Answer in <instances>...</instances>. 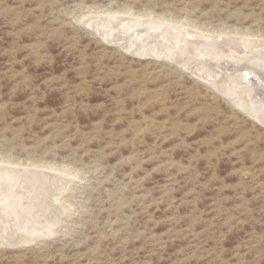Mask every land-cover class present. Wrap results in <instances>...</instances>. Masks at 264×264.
I'll return each instance as SVG.
<instances>
[{"label": "rangeland", "instance_id": "1", "mask_svg": "<svg viewBox=\"0 0 264 264\" xmlns=\"http://www.w3.org/2000/svg\"><path fill=\"white\" fill-rule=\"evenodd\" d=\"M263 48L264 0H0V264H264Z\"/></svg>", "mask_w": 264, "mask_h": 264}, {"label": "bare ground", "instance_id": "2", "mask_svg": "<svg viewBox=\"0 0 264 264\" xmlns=\"http://www.w3.org/2000/svg\"><path fill=\"white\" fill-rule=\"evenodd\" d=\"M116 18V17H115ZM117 19H118V17H117ZM121 19V18H120ZM130 19V18H129ZM132 19V18H131ZM112 20V19H111ZM122 20V19H121ZM107 20H98V22L97 23H95V24H98V25H100L99 26V28L101 27V25L104 23L105 25L107 24V23H105ZM120 21V20H119ZM112 22V21H111ZM117 22V21H116ZM134 22V24L136 23L135 21H133ZM148 21H143V22H138V25L139 26H141V27H143L144 25L146 26V24L145 23H147ZM119 23V22H118ZM127 23V22H126ZM125 22L123 23V25L124 24H126ZM137 24V23H136ZM108 25V24H107ZM116 25V24H115ZM121 25V24H120ZM122 25V26H123ZM133 25V24H132ZM95 27H96V29H98V27L96 26V25H94ZM110 26V25H109ZM113 26V25H112ZM125 26V25H124ZM130 26V25H129ZM137 26V25H136ZM132 27V26H131ZM157 28L159 27V26H156ZM177 27V26H176ZM175 27V28H176ZM117 28V27H116ZM128 28V27H127ZM134 28H136V27H134ZM154 28V26L151 28V29H153ZM157 28H155V30L154 31H156V30H158ZM169 29H171L170 27H168ZM167 28V29H168ZM174 28V27H173ZM94 29V28H93ZM102 29V28H101ZM122 29V28H121ZM182 29V28H181ZM181 29H179V30H181ZM126 30V29H125ZM129 30H130V28H129ZM178 30V29H177ZM176 30V31H177ZM178 30V31H179ZM97 31V30H96ZM141 31V30H140ZM146 31H149V30H146ZM151 31V30H150ZM164 31H166V30H164ZM174 31V30H173ZM185 31V30H184ZM98 32H100V30L98 31ZM125 32H127V31H125ZM181 31H179V33H180ZM97 33V32H96ZM104 33V32H103ZM148 33V32H147ZM146 33V34H147ZM152 33V32H151ZM150 33V34H151ZM169 33V32H168ZM174 33H177V32H173V33H169V34H167V36H166V38L164 37V39L161 41V44L159 45V49H160V53H162V50L164 51V52H167V51H170V52H172V49H173V47L174 48H176V46H178L180 43H181V45L184 47L185 45H184V42H181L180 40H179V38L177 39V35L176 34H174ZM185 33H186V31H185ZM192 33V32H191ZM199 33V32H198ZM106 34V33H105ZM119 34V33H118ZM135 34V33H134ZM149 34V35H150ZM155 34V33H154ZM130 35V34H129ZM136 35V34H135ZM145 35V34H144ZM187 35V34H186ZM126 36V34L124 35V37ZM131 36H132V33H131ZM137 36V35H136ZM205 36V35H204ZM204 36H202V37H204ZM111 37V36H110ZM135 37V36H134ZM182 37H183V34H182ZM190 37V36H189ZM118 38V37H117ZM152 38V37H151ZM155 38V37H154ZM153 38V39H154ZM161 38V37H160ZM187 38H188V36H187ZM200 38H201V36H200ZM206 38V37H205ZM207 38H210V36L209 37H207ZM138 39V38H137ZM140 39H142V38H140ZM156 39V38H155ZM158 39H159V37H158ZM157 39V40H158ZM162 39V38H161ZM182 39V38H181ZM202 39V38H201ZM223 39V38H222ZM107 40V39H106ZM111 40V39H110ZM130 40V39H129ZM147 40H149V39H147ZM160 40V39H159ZM188 40V39H187ZM209 40V39H208ZM211 40V39H210ZM124 41H126V40H124ZM135 41V40H134ZM141 41V40H140ZM145 41V40H144ZM140 42V43H138V45L136 46V48H135V50L136 51H142V50H144V52H145V50L147 51V50H149L148 48V46H146L145 48H144V45H146V44H143V43H147V42ZM182 41H183V39H182ZM190 41V40H189ZM192 41H194L193 39H192ZM196 41V40H195ZM198 41V40H197ZM225 41H227L226 39H225ZM238 41V40H237ZM151 42V41H150ZM213 42V41H212ZM220 42V41H219ZM232 42V41H231ZM233 42H234V40H233ZM240 42V41H239ZM238 42V43H239ZM243 42V41H242ZM250 42V41H249ZM132 43H133V41H132ZM188 43V42H187ZM200 44H201V42H199ZM198 43V44H199ZM203 43L205 44V42H204V40H203ZM209 43H211L210 41H209ZM208 43V44H209ZM217 44H218V42H216ZM224 43H226V42H224ZM148 44V43H147ZM153 44V43H152ZM178 44V45H177ZM214 44V43H213ZM247 44V43H246ZM197 45V44H196ZM206 45H207V43H206ZM215 45V44H214ZM133 46H135L134 44H133ZM154 46V45H153ZM180 46V45H179ZM208 46V45H207ZM228 46V45H227ZM231 46V45H230ZM235 46V45H234ZM250 46V44L248 45V47ZM128 47V46H127ZM148 47V48H147ZM158 47V46H157ZM194 47V46H193ZM239 47V46H238ZM244 47V46H243ZM263 47V46H262ZM154 49H152V50H154V51H150L151 53L152 52H155L156 51V49H155V46L153 47ZM180 48V47H179ZM178 48V49H179ZM199 48V47H198ZM201 48H203V46L201 47ZM132 49V48H131ZM181 49V48H180ZM193 49V48H192ZM208 49V48H207ZM247 49V48H246ZM252 49V48H251ZM262 49V48H261ZM264 49V48H263ZM134 50V49H133ZM132 50V52L134 53V51ZM175 50V49H174ZM198 50V49H197ZM200 50H203V49H200ZM205 50L206 49H204V53H203V55L205 54ZM234 50V49H233ZM253 50V49H252ZM255 50V49H254ZM190 51V50H189ZM196 51V50H195ZM244 51H245V49H244ZM258 51V50H257ZM256 51V52H257ZM148 52V51H147ZM149 52V53H150ZM163 52V53H164ZM176 52H178V51H176ZM180 52V51H179ZM246 52H247V50H246ZM250 53L252 52L251 50L249 51ZM136 53V52H135ZM138 53V52H137ZM150 53V54H151ZM156 53V52H155ZM159 53V52H158ZM167 53H169V52H167ZM181 53H183L182 51H181ZM202 53V52H201ZM236 53H238L237 51H236ZM249 53V54H250ZM262 53V52H261ZM147 54V53H146ZM145 54V55H146ZM154 54V53H153ZM152 54V55H153ZM171 54V53H170ZM174 54V53H173ZM172 54V55H173ZM252 54V53H251ZM253 54H254V52H253ZM252 54V55H253ZM259 54H260V52H259ZM259 54H257V56L259 55ZM263 54V53H262ZM143 55V54H142ZM167 55V54H166ZM171 55V56H172ZM251 55V56H252ZM154 56H156V55H154ZM158 56V55H157ZM168 56V55H167ZM170 56V57H171ZM205 56V55H204ZM256 56V57H257ZM173 57H174V55H173ZM255 57V58H256ZM260 57V55L258 56V58ZM264 57V56H263ZM176 58H177V56H176ZM175 58V59H176ZM254 58V57H253ZM250 60H251V58H249ZM263 60H264V58H262ZM262 60V61H263ZM253 61H255V59L253 60ZM262 68V67H261ZM247 69H248V67H247ZM229 73V72H228ZM232 73V72H231ZM238 73V72H237ZM245 73V75H243ZM244 73L242 72V73H238V74H236V75H238V76H236V75H234V76H232V80H235L236 82H237V85H239V84H241V83H243L244 82V80H246V79H248L247 77H249V79L248 80H246V84H249V83H252L253 84V86H252V88H249V89H254L253 87H254V83L256 82V80L258 79H256V77H258L259 75L256 73V71L255 70H253V69H251V70H245L244 69ZM221 74H223V73H221ZM229 75V74H228ZM233 75V74H232ZM222 76V75H221ZM227 76V75H226ZM230 76V75H229ZM219 77V76H218ZM252 79H251V78ZM259 77H261V76H259ZM225 78V77H224ZM246 78V79H245ZM254 78V79H253ZM220 79H221V77H220ZM226 79V78H225ZM228 79L229 78H227L224 82H228ZM261 79V78H260ZM259 79V80H260ZM223 80V79H222ZM231 80V81H232ZM230 82V81H229ZM222 83V82H221ZM226 84V83H225ZM245 84V83H244ZM255 84H257V83H255ZM228 87H229V85H228ZM234 88V87H233ZM226 89V88H225ZM234 90V89H233ZM244 90H248V89H246V88H241L239 91L241 92V91H244ZM225 91V90H224ZM225 92H227V91H225ZM229 93V92H228ZM231 93H232V91H231ZM237 103V102H236ZM242 103H240V105H241ZM250 104V103H249ZM239 105V104H238ZM260 105V104H259ZM262 107H264V106H262ZM254 110V109H253ZM254 111H257V109L256 110H254ZM259 116V115H258ZM257 116V117H258ZM263 120H264V118H263ZM13 168V167H12ZM8 170L9 168L7 167V169H5V168H2V170ZM2 170H0V171H2ZM11 171H13V170H11ZM17 171V170H16ZM9 172V171H8ZM21 172V171H20ZM32 172H33V170H32ZM13 173V172H12ZM14 173H15V171H14ZM17 173V172H16ZM26 173H30V172H26ZM1 174V173H0ZM9 174H10V172H9ZM18 174V173H17ZM39 174V173H38ZM42 174V173H41ZM46 174V173H45ZM1 175H3V172H2V174ZM4 175H5V172H4ZM16 175V174H15ZM19 175V174H18ZM29 175H31V174H29ZM51 176H49V175H47L46 177L44 176H42V177H36L37 179L39 178L41 181H44V182H48V183H51L50 181H54V180H56V179H62L60 176H56V175H52V173L50 174ZM60 175V174H59ZM28 176V175H27ZM27 176L26 177H23L24 178V180H21V176L19 175L18 176V178H16V177H14V178H16L17 179V181H25V182H27L28 181V183H29V181L30 180H32V179H30V180H27L26 178H27ZM39 176H41V175H39ZM2 177V176H1ZM7 177V176H6ZM33 177V176H32ZM5 178V177H4ZM30 178V177H29ZM64 178V177H63ZM13 180V179H12ZM15 180V179H14ZM40 181V182H41ZM62 181V180H61ZM67 181V180H66ZM16 182V181H15ZM24 183V182H23ZM30 183H32V182H30ZM47 183V184H48ZM58 183V182H57ZM21 184V183H20ZM46 184V183H45ZM17 185V184H16ZM27 185V184H26ZM29 185H31V184H29ZM28 185V186H29ZM35 185V184H34ZM58 185V184H57ZM7 186V185H6ZM18 186V185H17ZM36 186V185H35ZM34 186V188H36ZM3 187H5V185L3 186ZM2 188V187H1ZM0 188V189H1ZM14 188V187H13ZM29 188V187H28ZM32 188V187H31ZM5 189V188H4ZM23 189V188H22ZM25 189V188H24ZM45 189H46V185H45ZM45 189H43V190H45ZM48 189V188H47ZM9 190V189H8ZM12 190V189H11ZM37 190V189H36ZM39 190V189H38ZM50 190V189H49ZM5 192H7V190L5 191ZM11 192V191H10ZM12 192H14L13 190H12ZM28 194V193H27ZM44 194V193H43ZM46 194V193H45ZM7 195V194H6ZM14 195V194H13ZM34 196V195H37L36 193H33V194H31V196ZM2 196H4V193L1 195L0 194V197H2ZM42 196V191L40 192V194L38 195V198L39 197H41ZM45 196H47V195H45ZM6 197V196H5ZM4 197V198H5ZM26 197V196H25ZM24 197V198H25ZM48 197V196H47ZM41 198H43V197H41ZM41 198H40V201L41 202H39V199H35L34 201H29L30 203H29V205L26 207V208H28V209H31V211L29 210V212H31L32 213V211H35V210H40L41 209V211H44V213L46 214V215H48V216H50V217H55V216H60L61 215V213H62V209H61V207H63V206H61L60 207V205H58V203L55 205V204H52V205H47L48 207H50V208H47V210H45L43 207L45 206V207H47L46 206V204L45 203H49L47 200H45V199H43V200H41ZM0 199H2V198H0ZM2 200H4V199H2ZM32 200V199H31ZM26 201H27V199H26ZM25 201V202H26ZM50 201V200H49ZM54 201V200H53ZM6 202V201H5ZM4 202V203H5ZM20 202H22V201H20ZM13 204H9L8 206H6L5 208H6V211H5V213H3L2 211L3 210H1V212L3 213V214H5V215H3L1 212H0V217H1V219L3 220L4 218H9L10 216H13V215H15L17 212H16V207H15V204H18L17 202H12ZM6 205H7V203H5ZM31 204V205H30ZM20 205H21V203H20ZM19 205V206H20ZM4 206V204L2 205V207ZM25 206V205H24ZM1 207V206H0ZM18 207V206H17ZM21 207V206H20ZM19 207V208H20ZM39 207V208H38ZM67 207V206H66ZM23 208V207H22ZM64 208H65V206H64ZM24 210H26L25 208H23ZM21 211H22V209H20ZM20 210H19V212H20ZM27 211V210H26ZM18 212V213H19ZM38 212V211H37ZM24 213V212H23ZM25 214H27V213H25ZM29 214V213H28ZM35 214H36V212H35ZM43 214V213H42ZM17 215V214H16ZM19 215V214H18ZM22 215V214H21ZM20 216V215H19ZM28 216V215H27ZM21 217V216H20ZM34 217H36V216H34ZM25 218V217H24ZM31 218H33V217H31ZM40 218V217H39ZM37 219V218H36ZM41 219V218H40ZM55 219V218H54ZM18 220V219H17ZM31 220V219H30ZM29 220V221H30ZM33 220V219H32ZM1 221V220H0ZM3 221H5V220H3ZM54 221V220H53ZM25 222V221H24ZM27 222V221H26ZM49 222V221H48ZM1 223H4V222H1ZM6 223H7V221H6ZM15 223V222H14ZM36 223V222H35ZM34 223V224H35ZM21 224H24V223H21ZM2 224H0V226H1ZM3 225H5V224H3ZM8 225V224H7ZM6 226V225H5ZM10 225H8L7 226V233L6 232H4L3 234H4V236L3 237H1L0 238V242L1 243H5V244H12V240L10 239V236L8 235V234H10V233H13V234H16L17 232L16 231H14V229H18L19 227L18 226H16V225H11L10 227H9ZM21 228V227H20ZM2 230H4V229H2ZM22 230H23V232H24V227L22 228ZM0 232H2V231H0ZM14 237V236H13ZM24 237H26V236H24ZM28 237V236H27ZM16 239V238H15ZM26 239V238H25ZM16 242V241H15Z\"/></svg>", "mask_w": 264, "mask_h": 264}]
</instances>
